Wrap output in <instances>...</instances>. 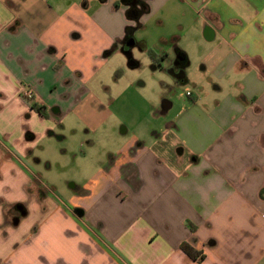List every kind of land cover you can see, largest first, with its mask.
<instances>
[{"label":"crops","instance_id":"crops-1","mask_svg":"<svg viewBox=\"0 0 264 264\" xmlns=\"http://www.w3.org/2000/svg\"><path fill=\"white\" fill-rule=\"evenodd\" d=\"M152 17L182 51L176 62L188 63L176 42L194 33L215 111L190 112L199 98L187 91L188 121L201 125L196 145L175 139L180 154L166 158L160 131L149 147L126 140L65 201L31 168L37 141L63 116V101L54 99L78 105L90 88L111 99L105 82L122 69L114 59L128 64L126 52L137 42L149 52L136 31ZM24 91L32 93L29 103ZM184 117L170 122L171 131H182ZM193 212L198 219L189 218ZM198 243L207 245L200 250ZM263 261L264 0H0V264Z\"/></svg>","mask_w":264,"mask_h":264},{"label":"rangeland","instance_id":"rangeland-1","mask_svg":"<svg viewBox=\"0 0 264 264\" xmlns=\"http://www.w3.org/2000/svg\"><path fill=\"white\" fill-rule=\"evenodd\" d=\"M182 12L185 10H180L178 16L172 17L171 30L177 28V18L182 17ZM161 17L162 13L159 18ZM157 23L156 17H152L148 24L140 26L136 31V37L145 40L149 52L139 42L126 52L130 61L133 58L137 60V66L129 60L123 66L121 55L114 59L115 64L118 62L117 66H122V69L116 78L114 74L110 75L107 79L109 81L105 82L112 92L111 99L96 88H90L92 94L82 97L78 105H70L68 99H54L56 104L57 101H63V116L60 119L55 117L52 120L53 130H49L51 133L43 135L37 141L31 154L34 159L31 168L61 199L68 201L74 195L72 185L82 186L97 167L116 153V149L126 140L141 139L149 147L154 141L158 144L160 131L162 141L166 142L162 143V155L166 158L173 155L172 152L177 157L180 154L181 146L171 145L175 139L184 138L189 146L196 145L194 141L198 137L195 134H200L201 125L195 120L188 121L189 114L185 110L193 100L186 96L187 91L197 93L199 98L197 107L190 112L201 117L214 113L216 98L207 80H202L201 53L195 46L194 33L187 31L183 39L176 42L186 50L188 63L176 62V47L167 39L170 38V30ZM164 50L169 55L156 64L153 61L154 54ZM108 75L105 71L104 77L107 78ZM113 78H119L118 82H112L110 79ZM23 95L21 98L26 97L25 91ZM165 103L170 106L166 107ZM52 113L55 114L53 111ZM183 114L187 122L182 131L180 128L179 132L171 131L170 122ZM53 122H48L47 125L51 126ZM165 146L168 148L165 149ZM188 216L198 219L197 212ZM204 230L207 235L214 233L207 227ZM196 245L201 250L207 244Z\"/></svg>","mask_w":264,"mask_h":264},{"label":"trees","instance_id":"trees-1","mask_svg":"<svg viewBox=\"0 0 264 264\" xmlns=\"http://www.w3.org/2000/svg\"><path fill=\"white\" fill-rule=\"evenodd\" d=\"M178 54L182 55V51L178 50L177 51ZM153 61L157 63H159L155 58H153ZM24 102L29 103V99H27L26 97L22 98ZM34 110H36L37 112H39L42 115H45L44 109L42 106L37 105L36 103H30L29 104ZM183 251L193 260H200L199 253L197 251H195L193 248H191L190 246H187L186 243L183 244L182 246ZM202 258V256H201Z\"/></svg>","mask_w":264,"mask_h":264},{"label":"built area","instance_id":"built-area-1","mask_svg":"<svg viewBox=\"0 0 264 264\" xmlns=\"http://www.w3.org/2000/svg\"><path fill=\"white\" fill-rule=\"evenodd\" d=\"M25 95H26L27 98H30L32 96V93L30 91H26ZM187 95H191V93L187 92Z\"/></svg>","mask_w":264,"mask_h":264},{"label":"water","instance_id":"water-1","mask_svg":"<svg viewBox=\"0 0 264 264\" xmlns=\"http://www.w3.org/2000/svg\"><path fill=\"white\" fill-rule=\"evenodd\" d=\"M130 44V43H129Z\"/></svg>","mask_w":264,"mask_h":264}]
</instances>
